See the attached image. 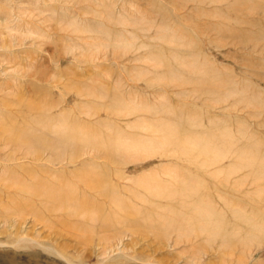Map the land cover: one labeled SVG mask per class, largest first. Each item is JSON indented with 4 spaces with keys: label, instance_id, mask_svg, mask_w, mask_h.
<instances>
[{
    "label": "rangeland",
    "instance_id": "obj_1",
    "mask_svg": "<svg viewBox=\"0 0 264 264\" xmlns=\"http://www.w3.org/2000/svg\"><path fill=\"white\" fill-rule=\"evenodd\" d=\"M0 126V264H264L176 232L264 220V0H0ZM93 168L119 206L7 189Z\"/></svg>",
    "mask_w": 264,
    "mask_h": 264
},
{
    "label": "bare ground",
    "instance_id": "obj_2",
    "mask_svg": "<svg viewBox=\"0 0 264 264\" xmlns=\"http://www.w3.org/2000/svg\"><path fill=\"white\" fill-rule=\"evenodd\" d=\"M0 127L4 133L3 136H5V139L8 142H15V143L17 142V140H15L14 136L12 135L13 133L12 130L4 126H0ZM62 127L64 128L65 131H73L78 135H82V133L84 132L78 129L75 130L74 127L70 129L66 126H62ZM85 137L86 136H84L83 138ZM71 140L72 139H70V141ZM132 149L138 150L135 148V145L132 147ZM208 151H209L208 149H203V151H201L200 153L206 154L209 153ZM214 154H217V152H215ZM214 158L216 157H213V159ZM259 161H260L259 167L264 172V159L259 158ZM31 173L32 172H28V176L32 178V176H30ZM82 174H83L82 179H80L78 182L77 181L73 182L70 179L65 180L61 178V179H54L52 180V182L48 184H45L44 182H40V180L32 181L31 184H28L26 183L27 180L18 181L17 179L10 178L8 181L7 189H15L18 190L19 192L27 191L30 195H35L41 201L44 202L46 201L47 206L49 202L54 203L55 209L58 211L62 209L64 210V207L61 206L60 204L61 195L63 193L68 194L69 198L71 199L70 211L75 214L81 212L83 209L86 210L89 208L88 202L84 198V196L79 195L82 190L83 193L84 190L87 191V193L93 192L96 196L103 197L105 200H107V202L106 201L104 202L113 203L116 207L119 206L118 204L119 198L113 192L115 187L111 186L109 181L105 178L104 175H102L99 172V170L95 168L87 169ZM163 191H165L167 198H172L175 196L179 197L180 195L172 190H163ZM194 195H197V193H195ZM203 198L199 196L198 197L199 201H195L194 203L189 205L190 210L188 214L190 215L187 216L188 220H180L182 221V223L177 226L178 228L176 229V232L179 235H188L197 229L199 232L205 233L209 236H214V235L218 236L224 230L223 234L224 237H226L224 238L226 240L224 242V246L226 247L227 251H232L233 245L238 244L242 252L248 249L249 247H251L253 243L260 242V239L264 237V220H237L242 222L243 226L230 227V229L228 230V228L226 229L223 222H220L218 220H211V216L208 215V213L204 210V208H202L201 205L199 204V203H203L202 205L207 207L209 203L206 202ZM15 201L16 200H13V203H15ZM30 212L37 219L40 220L42 218L41 214H39L35 210L33 211L31 210ZM97 213L100 215L101 210H98ZM183 222H187L188 225L183 227L184 226L182 225L184 224ZM84 229L87 228H81V230ZM231 240H233L234 242Z\"/></svg>",
    "mask_w": 264,
    "mask_h": 264
}]
</instances>
